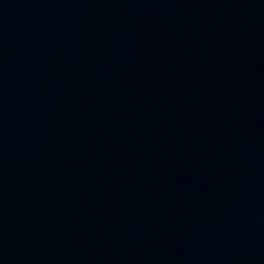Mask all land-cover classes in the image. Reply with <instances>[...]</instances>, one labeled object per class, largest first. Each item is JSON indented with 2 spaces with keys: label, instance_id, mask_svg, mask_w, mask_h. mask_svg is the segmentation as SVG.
<instances>
[{
  "label": "water",
  "instance_id": "95a60500",
  "mask_svg": "<svg viewBox=\"0 0 264 264\" xmlns=\"http://www.w3.org/2000/svg\"><path fill=\"white\" fill-rule=\"evenodd\" d=\"M0 264H264V0H0Z\"/></svg>",
  "mask_w": 264,
  "mask_h": 264
}]
</instances>
